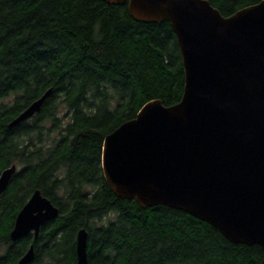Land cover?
I'll use <instances>...</instances> for the list:
<instances>
[{"label": "trees", "instance_id": "1", "mask_svg": "<svg viewBox=\"0 0 264 264\" xmlns=\"http://www.w3.org/2000/svg\"><path fill=\"white\" fill-rule=\"evenodd\" d=\"M223 17L262 0H207ZM184 70L168 22L139 23L127 2L0 0V264H76L87 232L88 264H264L258 246L232 244L184 212L117 198L104 180V138L146 103L182 97ZM40 111L10 121L45 92ZM57 216L11 242L15 217L35 190Z\"/></svg>", "mask_w": 264, "mask_h": 264}, {"label": "water", "instance_id": "2", "mask_svg": "<svg viewBox=\"0 0 264 264\" xmlns=\"http://www.w3.org/2000/svg\"><path fill=\"white\" fill-rule=\"evenodd\" d=\"M127 2L139 23L168 22L184 70L181 100H153L102 143L101 169L113 194L146 209L164 206L215 228L232 244L264 254V0L223 17L207 0ZM45 92L10 123L37 114ZM17 171L0 173V195ZM58 209L35 190L17 213L11 242L40 228ZM87 232L76 234V264H88ZM33 245L18 260L32 264Z\"/></svg>", "mask_w": 264, "mask_h": 264}]
</instances>
